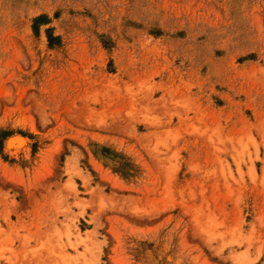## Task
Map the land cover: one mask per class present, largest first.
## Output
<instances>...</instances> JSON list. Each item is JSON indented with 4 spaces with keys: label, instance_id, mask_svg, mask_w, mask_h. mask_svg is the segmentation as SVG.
Segmentation results:
<instances>
[{
    "label": "rangeland",
    "instance_id": "rangeland-1",
    "mask_svg": "<svg viewBox=\"0 0 264 264\" xmlns=\"http://www.w3.org/2000/svg\"><path fill=\"white\" fill-rule=\"evenodd\" d=\"M0 264H264V0H0Z\"/></svg>",
    "mask_w": 264,
    "mask_h": 264
},
{
    "label": "bare ground",
    "instance_id": "bare-ground-1",
    "mask_svg": "<svg viewBox=\"0 0 264 264\" xmlns=\"http://www.w3.org/2000/svg\"><path fill=\"white\" fill-rule=\"evenodd\" d=\"M26 143L25 138H23L21 135H16L14 137H11L7 142L6 148H11V151H18L20 148L24 147ZM14 148V149H13Z\"/></svg>",
    "mask_w": 264,
    "mask_h": 264
},
{
    "label": "trees",
    "instance_id": "trees-1",
    "mask_svg": "<svg viewBox=\"0 0 264 264\" xmlns=\"http://www.w3.org/2000/svg\"><path fill=\"white\" fill-rule=\"evenodd\" d=\"M40 18H41V16H40V17H39V16L36 17V18H35V21L37 22ZM50 38H51V37H50Z\"/></svg>",
    "mask_w": 264,
    "mask_h": 264
}]
</instances>
